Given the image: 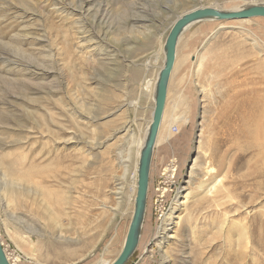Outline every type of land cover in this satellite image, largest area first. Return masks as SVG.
I'll return each mask as SVG.
<instances>
[{
  "label": "rangeland",
  "instance_id": "obj_1",
  "mask_svg": "<svg viewBox=\"0 0 264 264\" xmlns=\"http://www.w3.org/2000/svg\"><path fill=\"white\" fill-rule=\"evenodd\" d=\"M259 1L0 0V237L11 263L118 258L154 107L145 67L155 81L185 12ZM168 95L127 264H264V18L187 29Z\"/></svg>",
  "mask_w": 264,
  "mask_h": 264
},
{
  "label": "water",
  "instance_id": "obj_2",
  "mask_svg": "<svg viewBox=\"0 0 264 264\" xmlns=\"http://www.w3.org/2000/svg\"><path fill=\"white\" fill-rule=\"evenodd\" d=\"M254 18H264V4L252 2L248 3L243 8L233 10H223L217 7H200L180 15L172 25L164 43L165 58L155 87L152 120L139 159L137 195L133 217L123 249L113 264H127L139 247L147 211L152 161L166 109L169 84L177 59L180 38L187 29L197 23L209 21H243ZM0 264H11L4 249L1 237Z\"/></svg>",
  "mask_w": 264,
  "mask_h": 264
},
{
  "label": "bare ground",
  "instance_id": "obj_3",
  "mask_svg": "<svg viewBox=\"0 0 264 264\" xmlns=\"http://www.w3.org/2000/svg\"><path fill=\"white\" fill-rule=\"evenodd\" d=\"M252 3V2H251ZM259 3H260V1H259ZM245 7V6H244ZM241 8H243V7H241ZM238 9H240V8H238ZM244 21H247V20H244ZM198 24V23H197ZM134 29H136V28H134ZM131 32V31H130ZM133 35V34H132ZM162 51H164V46H163V48H162ZM223 51V50H222ZM156 56H158L156 59H155V62H159V60H160V57H159V55H156ZM177 60V59H176ZM153 61V60H152ZM244 62V61H243ZM163 63H164V61H163ZM163 63H162V66H163ZM175 65H176V62H175ZM162 66H160L159 67V72H160V70H161V68H162ZM200 67H203L204 66V64H203V62L199 65ZM259 66V65H258ZM261 66H262V64H261ZM146 68V72H145V75H144V78H143V82H142V85H141V88H142V90L143 91H151L150 93L152 94V96H153V93L155 94V87H156V83H157V79H158V75H159V72L157 73V75H156V78H155V81L153 80V82H149L148 81V79H147V75L149 74V73H151L150 71L152 70V69H155V68H153V66H152V64L149 66H147V67H145ZM157 68V67H156ZM204 68V67H203ZM174 69H175V66H174ZM237 70V69H236ZM252 70V69H251ZM155 72V71H154ZM150 80V79H149ZM171 80V79H170ZM211 88V87H210ZM151 89V90H150ZM216 90V89H215ZM237 92V91H236ZM169 96V95H168ZM232 96V95H231ZM231 98V97H230ZM243 98V97H242ZM258 99V98H257ZM244 100V99H243ZM186 101V99L184 98L183 99V97L182 96H179V97H177V99H176V101H175V103L176 104H174L175 106H176V108H175V110L177 111H179V109L181 108V107H183V104H184V102ZM248 101V100H247ZM254 101V100H253ZM139 102V101H138ZM172 103V102H171ZM173 104V103H172ZM257 104V103H256ZM251 105V104H250ZM174 107V106H173ZM172 107V108H173ZM188 107V106H187ZM154 108V107H153ZM249 108V107H248ZM253 108V107H252ZM185 109H187V108H185ZM237 109V108H236ZM172 110V109H171ZM184 111V110H183ZM237 112H238V110H237ZM246 114V113H245ZM165 115V114H164ZM164 115H163V119L166 117V115H165V117H164ZM176 115H178L177 114V112H176ZM237 116H239V115H237ZM248 117V116H247ZM250 117V116H249ZM181 119H180V121L183 123V122H186L187 120H188V118L186 117V115H183L182 117H180ZM244 118V117H243ZM242 119V118H241ZM250 119V118H249ZM165 120H163L162 121V124H161V127H163V125H164V122ZM242 121V120H241ZM167 125H165L164 127H165V131H166V138L167 137H169L170 136V131H171V127H172V125L171 124H168V123H166ZM150 126V125H149ZM148 126V127H149ZM176 128V127H175ZM252 129V128H251ZM161 130H162V128H160V131H159V134H158V138H157V143H159V137L161 136L160 134H161ZM246 130V129H245ZM264 130V129H263ZM175 131V130H174ZM147 133H148V130H147ZM134 134V133H133ZM263 134H264V131H263ZM133 136V135H132ZM134 137V136H133ZM134 139V138H133ZM132 139V140H133ZM135 140H137V138L135 139ZM134 143V142H133ZM157 143H156V145H157ZM263 143V142H262ZM135 144H136V141H135ZM264 144V143H263ZM115 146V145H114ZM137 146V145H136ZM262 146V145H261ZM126 159H128V158H126ZM130 159V158H129ZM138 166H139V164H138ZM264 167V166H263ZM176 169V168H175ZM174 168H173V166H169V167H167V169H165V172H172V173H174L175 174V172H176V170H175ZM125 170H126V172L124 173V177L127 175V172H128V166H127V164H126V166H125ZM207 170V175H211L212 173H214V168H211V166L209 165V167L206 169ZM261 170V169H260ZM218 171V170H217ZM261 173H262V175L264 176V170H262L261 171ZM217 175V174H216ZM165 176H167V175H165ZM174 176V175H173ZM262 177V176H261ZM261 183H262V180H261ZM264 183V182H263ZM218 184H220L219 182H218ZM263 186V185H262ZM222 188V187H221ZM217 189V184L215 185V186H213V187H211L210 188V190H208V192H210L211 194H212V191L214 190H216ZM207 193V192H206ZM180 193H177V195H179ZM177 199V198H176ZM222 199V198H221ZM223 200V199H222ZM121 206V205H120ZM220 208V207H219ZM171 213V212H170ZM174 214V211L172 212V214H171V216L170 217H172V215ZM170 215V214H169ZM116 216V215H115ZM228 218V217H227ZM230 219V218H229ZM225 224H226V222H225ZM224 224V225H225ZM228 225V224H227ZM166 226V225H165ZM263 233V232H262ZM261 233V234H262ZM230 235V234H229ZM255 235H256V233H255ZM227 236H228V234H227ZM241 236V235H240ZM251 236V235H250ZM253 236V235H252ZM229 237V236H228ZM255 237V236H254ZM259 237V236H258ZM260 238V237H259ZM262 238H264V235H262ZM224 239V238H223ZM232 239V238H231ZM252 239H253V237H252ZM256 239V238H255ZM213 240V239H212ZM227 240H228V238H227ZM233 240V239H232ZM229 241H231V240H229ZM237 241V240H236ZM254 241V240H253ZM263 241V240H262ZM250 242H252V241H250V237H249V235H243V236H241V238H240V241H239V243L240 244H242V245H244L243 247H245L246 248V250H249V245H250ZM34 243H36V242H34ZM230 243V242H229ZM234 243H235V241H234ZM226 244V243H225ZM231 245H232V243H231ZM242 247V248H243ZM241 248V247H240ZM256 249V248H255ZM245 250V249H244ZM253 251V250H252ZM143 252V251H142ZM258 252V251H257ZM250 253V252H249ZM7 254V253H6ZM144 254V253H143ZM247 254V253H246ZM7 257H8V259H9V261H10V256H8L7 255ZM142 257V256H141ZM60 259V258H59ZM17 261H18V259H16ZM10 263H11V261H10ZM47 263V262H46ZM114 262H111L110 264H113ZM11 264H13V263H11ZM99 264H109L108 262H105V261H101Z\"/></svg>",
  "mask_w": 264,
  "mask_h": 264
}]
</instances>
